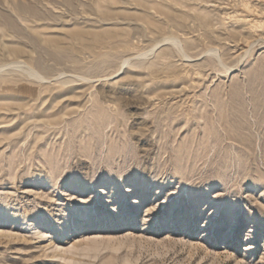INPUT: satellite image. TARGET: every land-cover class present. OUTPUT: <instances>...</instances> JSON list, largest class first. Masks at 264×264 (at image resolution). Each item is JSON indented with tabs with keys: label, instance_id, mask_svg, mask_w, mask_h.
I'll return each mask as SVG.
<instances>
[{
	"label": "rangeland",
	"instance_id": "374dc122",
	"mask_svg": "<svg viewBox=\"0 0 264 264\" xmlns=\"http://www.w3.org/2000/svg\"><path fill=\"white\" fill-rule=\"evenodd\" d=\"M0 264H264V0H0Z\"/></svg>",
	"mask_w": 264,
	"mask_h": 264
}]
</instances>
